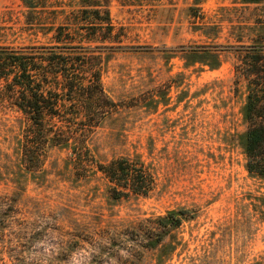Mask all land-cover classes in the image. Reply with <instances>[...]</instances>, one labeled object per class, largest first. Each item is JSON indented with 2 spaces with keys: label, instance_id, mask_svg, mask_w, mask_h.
<instances>
[{
  "label": "rangeland",
  "instance_id": "1",
  "mask_svg": "<svg viewBox=\"0 0 264 264\" xmlns=\"http://www.w3.org/2000/svg\"><path fill=\"white\" fill-rule=\"evenodd\" d=\"M97 10L121 43L88 41L79 27L99 23ZM61 26L67 45L101 47V83L118 105L88 141L96 164L138 160L156 187L115 199L69 147L26 170L25 122L1 106L0 264H121L102 243H133L127 227L178 211L181 228L136 264H264V178L246 168L250 86L239 73L264 45V0H0V51L54 47Z\"/></svg>",
  "mask_w": 264,
  "mask_h": 264
},
{
  "label": "trees",
  "instance_id": "2",
  "mask_svg": "<svg viewBox=\"0 0 264 264\" xmlns=\"http://www.w3.org/2000/svg\"><path fill=\"white\" fill-rule=\"evenodd\" d=\"M243 1L259 4L263 0ZM99 11L95 12V20L99 23L79 28L92 30L90 42L121 43L110 14L105 12L106 17H103ZM67 28H58V44L54 47L0 51V107L15 110L25 122L21 144L25 168L30 172L42 168L50 146L69 147L78 172L97 167L112 185L115 199L149 196L155 190L156 179L144 163L120 157L100 165L90 153L88 141L92 133L106 116L117 110L118 105L109 99L101 83L103 51H98L101 47L67 45L63 42L68 39ZM245 59L247 66L239 73L250 86L245 108L249 126L245 141L246 168L250 174L264 178L263 43H254ZM186 215V212L178 211L146 219L123 231L133 243L125 240L120 241V245L102 243V250L114 253L113 257L121 264H136L134 258L140 256L142 250L156 248L181 228ZM116 236L111 233L107 239L117 241ZM119 247L122 250L116 249ZM107 253L96 257L104 258L109 256Z\"/></svg>",
  "mask_w": 264,
  "mask_h": 264
}]
</instances>
